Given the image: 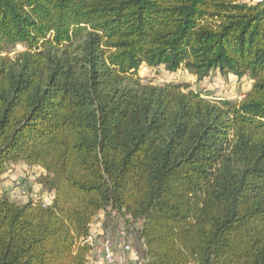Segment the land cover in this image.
<instances>
[{
  "label": "trees",
  "instance_id": "16d2710c",
  "mask_svg": "<svg viewBox=\"0 0 264 264\" xmlns=\"http://www.w3.org/2000/svg\"><path fill=\"white\" fill-rule=\"evenodd\" d=\"M17 164L51 199L0 192V264H89L100 214L143 264H264V0H0V187Z\"/></svg>",
  "mask_w": 264,
  "mask_h": 264
},
{
  "label": "rangeland",
  "instance_id": "374dc122",
  "mask_svg": "<svg viewBox=\"0 0 264 264\" xmlns=\"http://www.w3.org/2000/svg\"><path fill=\"white\" fill-rule=\"evenodd\" d=\"M23 49V45L17 44L10 47L5 54L14 56L17 52ZM138 76L143 83H163L175 82L186 83L191 89L199 90L204 96L209 98L222 97L229 100L240 99L250 88L251 81L243 77L237 79L235 76L228 74L222 75L218 72H211L208 77L202 80H196L195 76L189 74L185 70L179 69L176 72H168L162 66L150 67L142 64L138 69ZM40 170L38 168H30L23 164H17L5 174L3 182L0 187L1 193H8V195L18 202H23L28 198L44 203L50 202L51 196L38 183L40 177ZM107 219L105 214H100L92 222L93 231L100 230L103 227V221ZM114 222H122L115 218L107 220V228L112 233H116ZM133 245L139 247L138 242L133 238Z\"/></svg>",
  "mask_w": 264,
  "mask_h": 264
},
{
  "label": "built area",
  "instance_id": "2783aa9c",
  "mask_svg": "<svg viewBox=\"0 0 264 264\" xmlns=\"http://www.w3.org/2000/svg\"><path fill=\"white\" fill-rule=\"evenodd\" d=\"M116 233L105 227L93 231L91 228L85 242L92 250L89 264H143L142 256L133 245V234L122 222L115 226Z\"/></svg>",
  "mask_w": 264,
  "mask_h": 264
}]
</instances>
